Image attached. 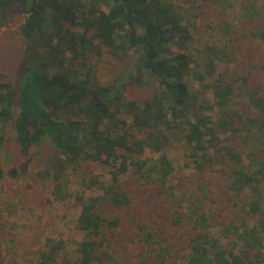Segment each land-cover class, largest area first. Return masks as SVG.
<instances>
[{"label":"trees","instance_id":"16d2710c","mask_svg":"<svg viewBox=\"0 0 264 264\" xmlns=\"http://www.w3.org/2000/svg\"><path fill=\"white\" fill-rule=\"evenodd\" d=\"M232 1L0 0L25 46L0 72V186L27 177L78 208L73 256L49 237L33 264H264V56L258 71L235 44L264 45V0H236L248 35ZM203 4L218 42L198 36Z\"/></svg>","mask_w":264,"mask_h":264},{"label":"rangeland","instance_id":"374dc122","mask_svg":"<svg viewBox=\"0 0 264 264\" xmlns=\"http://www.w3.org/2000/svg\"><path fill=\"white\" fill-rule=\"evenodd\" d=\"M232 3V7L229 6L225 9L226 16L224 17L234 23L236 27L240 28V33L248 35L244 27L240 24L241 22L238 14L239 8L237 7L236 0H233ZM198 7V11H201L199 18V30L201 33H199L198 36L200 37L201 35L200 38L203 43L218 42L221 34H218V29L213 25L218 23L217 19L219 17L221 18V16L218 17V11L214 12L213 7L209 5L203 4ZM8 18V21L0 26V72L11 76L13 75L15 66L20 60L18 55L22 56L25 48L19 36L20 33L18 29L24 22V16L14 15ZM241 39L242 37L239 36V40L235 43L236 47L241 46V51L244 54L248 53L258 71H260L261 65H259V60L264 56V45L259 41H253L248 36L246 40ZM233 57H235L234 61L227 64L225 62H219L218 66L220 69L224 66L232 68L243 59L238 53H235ZM111 59L112 58H110V63L112 61ZM236 60L238 62H236ZM239 69H241V67H239ZM109 70H111L110 67L105 66L102 69V74H107ZM243 70H241V72ZM257 76L258 77H255L257 80L260 78L264 81V73H258ZM135 93L138 95L143 94L138 91H135ZM6 132L8 138L11 139L13 133L12 126L8 127ZM168 154L175 164L177 172L181 175L191 172L189 168L185 167L188 162H186V153L182 149L172 148L169 150ZM7 157L9 160L10 156L8 154ZM8 160L5 159V164ZM0 161H3L2 157H0ZM93 168L96 173H103L99 165ZM1 185V207L12 210V203H16L18 212L10 216L9 214H3V219L6 220L5 223L8 227L3 230L5 234L0 233V257L3 258V262H0L4 264L8 263L9 260H13L18 264H33L35 260L33 257L42 247V243H44L45 239L49 237L65 241L66 253L68 256L72 257L76 248L75 243L81 238L80 234L73 229V222L78 214V208L71 202L60 206L54 204L52 206H46V199L48 197L47 185H41L35 181L31 182V179L27 177L15 182L7 180ZM28 185L34 186L25 189ZM39 199H41V201ZM118 252L122 254L121 259L123 264H132L129 251L120 250Z\"/></svg>","mask_w":264,"mask_h":264}]
</instances>
